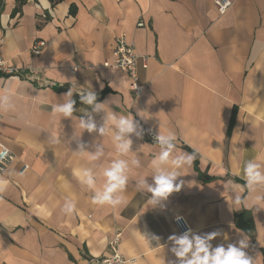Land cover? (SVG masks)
<instances>
[{"label": "crops", "instance_id": "1", "mask_svg": "<svg viewBox=\"0 0 264 264\" xmlns=\"http://www.w3.org/2000/svg\"><path fill=\"white\" fill-rule=\"evenodd\" d=\"M232 1L220 15L213 0H0V58L44 82L0 77V91L7 89L14 104L0 110V140L14 156L0 172V264H92L110 255L117 232L121 253L134 260L128 264H167L175 259L169 248L153 250L155 242L146 238L156 235L167 245L171 234L181 233L177 216L185 219L184 231H220L214 246L246 236L248 256L264 264V210L255 204L264 189L247 207H232L235 194L248 196L244 162L259 157L264 164V0ZM121 34L148 59L147 69L139 68L146 85L139 96L127 73L104 66ZM38 40L46 45L33 56ZM69 88L74 117L88 107L79 94L93 88L106 110L131 113L144 129L142 138L132 137L133 151L145 145L141 167L131 170L118 207L93 205L92 192L74 175L81 166L102 172L117 157L107 137L99 161L73 154L78 121L52 111ZM93 115L99 124L106 113ZM181 120L190 125L183 133ZM160 125L177 132L180 153L195 149L196 158L180 171L181 191L163 208L147 210L151 193L135 182L141 176L152 182ZM98 139L87 132L82 137L88 144ZM65 198L76 202L71 216L62 212Z\"/></svg>", "mask_w": 264, "mask_h": 264}, {"label": "clouds", "instance_id": "2", "mask_svg": "<svg viewBox=\"0 0 264 264\" xmlns=\"http://www.w3.org/2000/svg\"><path fill=\"white\" fill-rule=\"evenodd\" d=\"M73 96V90L69 88L62 95L61 102L56 103L52 108L53 113L58 114L63 119L78 121L70 139L77 145V149L72 150L73 154L89 163L99 161L105 155L103 141L107 137L110 138L117 157L112 159L108 167L103 168L102 172H98L93 166H81L74 169V175L81 185L92 192L91 203L93 205L118 207L124 203V193L129 183L131 170L141 167V161L138 157L143 153L145 145L137 151H133L132 137L142 138L144 129L131 113L125 115L106 110L105 103L98 102V95L93 88L79 94L81 103L88 107L81 108L79 111L82 115L74 117L77 110ZM13 108L14 104L10 92L7 89L0 91V110L8 111ZM89 108L91 111L88 110ZM101 112L106 113V115L103 117L102 123L98 124L93 113ZM143 112L146 111H140L138 115L147 120L141 115ZM177 127L183 133L185 129L190 128V125L187 121L181 120L177 122ZM85 132L102 139L88 144L82 140ZM178 138L176 131H162L161 125L154 137V145L158 151L150 160L152 182L149 183V177L145 176L139 177L135 182L139 190L147 194L151 193L145 202L147 210L149 208H163L169 197L173 193L180 192L184 187L185 182L178 180L181 177L180 171L192 165L196 158V150L194 149L193 153H180L177 148ZM6 154V147L0 145V157ZM100 175L103 177V184L98 187L97 181ZM242 179L245 182L248 196L246 198L240 194H235L232 207H247L248 198H251L258 190L264 189V164L259 162V157L244 162ZM255 204L257 210H264V195H256ZM75 210L76 202L72 198H65L62 212L71 216ZM182 219L181 216L176 217L177 222ZM144 236L146 238V235ZM220 236V231L201 234L189 228L183 233L171 234L168 237L167 245L162 244L160 237L156 235L147 236L146 239L150 245L155 242V247H152L153 250L158 251L161 247L164 250L165 247L169 248L175 259L168 261L167 264H254V260L246 252L249 247V240L246 236H242L236 243H227V245L220 243L214 246L213 241Z\"/></svg>", "mask_w": 264, "mask_h": 264}, {"label": "built area", "instance_id": "3", "mask_svg": "<svg viewBox=\"0 0 264 264\" xmlns=\"http://www.w3.org/2000/svg\"><path fill=\"white\" fill-rule=\"evenodd\" d=\"M215 7L217 8L220 15H225L233 5L232 0H213ZM144 23L140 22L139 27H143ZM3 43V38L0 37V46ZM46 45L44 40H38L35 42L31 48V53L33 56H39L42 52V49ZM106 68L110 69H120L128 74L131 79V91L137 96L141 95L146 89V85L142 83L139 76V68L147 69L148 59L146 56L140 55L133 43H130L125 34L117 36L115 39V46L112 53V60H107L104 63ZM75 71V70H74ZM34 72V71H33ZM8 78H26L33 79L34 81L41 83L43 85V78H40L39 75L34 73H29L25 69L17 68L12 65L9 61L0 58V77ZM150 136H152L150 134ZM0 145H3L7 149V154L0 157V172L6 171L14 156L11 150L1 142ZM29 169L28 165H25L22 169V172ZM182 217V216H181ZM176 225L180 229L181 233L184 232V229L187 227L185 224V219L180 222L174 219ZM186 226V227H185ZM122 241V232H117L114 238L109 241V251L110 255L107 257H101L98 259H92V264H128L134 260L126 259L120 251V245Z\"/></svg>", "mask_w": 264, "mask_h": 264}, {"label": "trees", "instance_id": "4", "mask_svg": "<svg viewBox=\"0 0 264 264\" xmlns=\"http://www.w3.org/2000/svg\"><path fill=\"white\" fill-rule=\"evenodd\" d=\"M21 4L26 2V0H18ZM52 4H57L59 2H62L63 0H50ZM71 13H74V9H71Z\"/></svg>", "mask_w": 264, "mask_h": 264}]
</instances>
